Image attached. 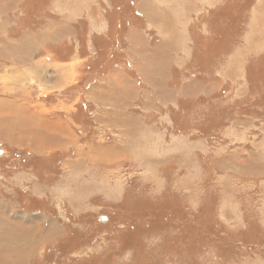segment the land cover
Listing matches in <instances>:
<instances>
[{
	"label": "rangeland",
	"instance_id": "obj_1",
	"mask_svg": "<svg viewBox=\"0 0 264 264\" xmlns=\"http://www.w3.org/2000/svg\"><path fill=\"white\" fill-rule=\"evenodd\" d=\"M0 264H264V0H0Z\"/></svg>",
	"mask_w": 264,
	"mask_h": 264
},
{
	"label": "crops",
	"instance_id": "obj_2",
	"mask_svg": "<svg viewBox=\"0 0 264 264\" xmlns=\"http://www.w3.org/2000/svg\"><path fill=\"white\" fill-rule=\"evenodd\" d=\"M18 99V98H17ZM15 99V101H13V104H15L14 105V108H17L18 109V111L20 110V112L22 113V111L24 110V103H22L21 101H20V99ZM20 115V114H19ZM19 118H20V116H19ZM56 120H58L59 121V119L58 118H55ZM20 120V119H19ZM46 123V122H45ZM47 124V123H46ZM29 125H26V126H24V124L22 125V127H24V128H29L28 127ZM47 128H49L48 129V134H47V139H49V140H51V139H53V140H51V141H56V142H58V139H59V136L57 135V131H59V130H56V129H59V128H62V124H60V123H58L57 121H55V123L54 124H51V126L49 125V127H47ZM56 128V129H55ZM61 131L62 130H65V128L64 129H60ZM49 132H52L51 134L49 133ZM31 134H30V132H26V130H23V129H19V136H21L22 138H25V137H28V136H30ZM39 136V135H41V134H35V132H33V135L32 136ZM32 136H30V140L32 139L31 137ZM55 145L57 144V143H54Z\"/></svg>",
	"mask_w": 264,
	"mask_h": 264
},
{
	"label": "water",
	"instance_id": "obj_3",
	"mask_svg": "<svg viewBox=\"0 0 264 264\" xmlns=\"http://www.w3.org/2000/svg\"><path fill=\"white\" fill-rule=\"evenodd\" d=\"M106 218L104 217V220H105Z\"/></svg>",
	"mask_w": 264,
	"mask_h": 264
}]
</instances>
